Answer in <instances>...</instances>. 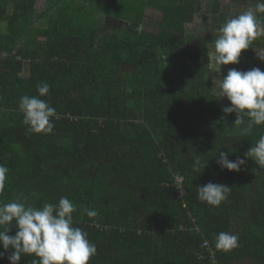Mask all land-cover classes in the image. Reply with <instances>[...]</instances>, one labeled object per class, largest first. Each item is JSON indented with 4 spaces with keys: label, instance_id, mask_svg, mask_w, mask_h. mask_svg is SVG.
Masks as SVG:
<instances>
[{
    "label": "trees",
    "instance_id": "obj_1",
    "mask_svg": "<svg viewBox=\"0 0 264 264\" xmlns=\"http://www.w3.org/2000/svg\"><path fill=\"white\" fill-rule=\"evenodd\" d=\"M255 2L0 0V200L68 197L97 247L90 264H264V171L216 162L220 150L244 158L264 126L242 135L212 89L230 68L264 71V36L221 73L207 56L216 30ZM41 83L59 117L48 135L29 132L19 111ZM208 182L231 187L219 207L197 197ZM220 232L239 247L216 249Z\"/></svg>",
    "mask_w": 264,
    "mask_h": 264
},
{
    "label": "clouds",
    "instance_id": "obj_2",
    "mask_svg": "<svg viewBox=\"0 0 264 264\" xmlns=\"http://www.w3.org/2000/svg\"><path fill=\"white\" fill-rule=\"evenodd\" d=\"M264 36V0H256L235 16L222 24L215 34L214 50L207 53L209 63L219 73L222 66L239 64L242 52L250 48L252 42ZM264 61V55H258ZM218 99L227 98L230 105L224 106L225 114H236L235 126H240L241 134L251 135L253 129L264 126V71L259 67L247 71L230 68L227 75L214 80L212 87ZM38 95H24L19 101V111L23 114V123L28 131L36 134H52L54 120L58 119L55 107L42 97L50 94V85H37ZM217 164L221 169L240 172L247 160L259 166L257 171H264V135L252 144L244 153V158L230 160L229 154L219 151ZM200 160L194 164L199 171ZM9 169L0 164V195L6 187ZM178 185L183 177L177 176ZM184 191L181 193L183 194ZM231 187L208 182L198 186V199L211 206L219 207L226 202ZM76 205L66 196H61L58 203L45 202L41 207L28 203L27 197L19 196L10 202L0 200V259L5 258L10 264H20L24 255L34 256L32 264H90L97 254V247L89 240L88 232L74 226L73 213ZM89 218L98 216L94 209L85 208ZM15 227V235H10ZM218 250L228 252L239 247V237L229 232H220L215 239Z\"/></svg>",
    "mask_w": 264,
    "mask_h": 264
},
{
    "label": "crops",
    "instance_id": "obj_3",
    "mask_svg": "<svg viewBox=\"0 0 264 264\" xmlns=\"http://www.w3.org/2000/svg\"><path fill=\"white\" fill-rule=\"evenodd\" d=\"M153 12H155V11H153V10H151V9H148V10H147V13H146V15H147V20H148V16L153 15Z\"/></svg>",
    "mask_w": 264,
    "mask_h": 264
},
{
    "label": "rangeland",
    "instance_id": "obj_4",
    "mask_svg": "<svg viewBox=\"0 0 264 264\" xmlns=\"http://www.w3.org/2000/svg\"><path fill=\"white\" fill-rule=\"evenodd\" d=\"M223 2L229 3L230 0H223ZM159 15H155V17H158ZM201 21L203 22V19L199 20V22L201 23ZM200 26L202 27L203 25L200 24Z\"/></svg>",
    "mask_w": 264,
    "mask_h": 264
}]
</instances>
